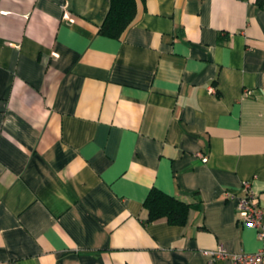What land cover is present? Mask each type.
I'll list each match as a JSON object with an SVG mask.
<instances>
[{
    "label": "crops",
    "instance_id": "obj_1",
    "mask_svg": "<svg viewBox=\"0 0 264 264\" xmlns=\"http://www.w3.org/2000/svg\"><path fill=\"white\" fill-rule=\"evenodd\" d=\"M108 5L0 0V264L258 250L237 204L247 182L264 209V0H136L118 38ZM151 188L184 222L147 221Z\"/></svg>",
    "mask_w": 264,
    "mask_h": 264
},
{
    "label": "trees",
    "instance_id": "obj_2",
    "mask_svg": "<svg viewBox=\"0 0 264 264\" xmlns=\"http://www.w3.org/2000/svg\"><path fill=\"white\" fill-rule=\"evenodd\" d=\"M136 0H109L107 13L99 26V33L118 38L133 21ZM147 210V221L165 217L169 221L184 222L189 204L151 188L143 202Z\"/></svg>",
    "mask_w": 264,
    "mask_h": 264
},
{
    "label": "built area",
    "instance_id": "obj_3",
    "mask_svg": "<svg viewBox=\"0 0 264 264\" xmlns=\"http://www.w3.org/2000/svg\"><path fill=\"white\" fill-rule=\"evenodd\" d=\"M213 90L212 88H210ZM202 161L207 160V156L198 153ZM243 195L239 197L237 204L238 219L244 224L254 227L257 230L261 246L254 252L228 253L219 246L214 249H203L202 253L206 257V264H216L220 258L230 257L232 264H264V209L257 203V195L250 187V184H243Z\"/></svg>",
    "mask_w": 264,
    "mask_h": 264
}]
</instances>
